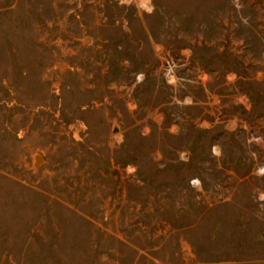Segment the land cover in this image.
I'll return each mask as SVG.
<instances>
[{
	"label": "rangeland",
	"instance_id": "rangeland-1",
	"mask_svg": "<svg viewBox=\"0 0 264 264\" xmlns=\"http://www.w3.org/2000/svg\"><path fill=\"white\" fill-rule=\"evenodd\" d=\"M0 264H264V0H0Z\"/></svg>",
	"mask_w": 264,
	"mask_h": 264
},
{
	"label": "bare ground",
	"instance_id": "bare-ground-1",
	"mask_svg": "<svg viewBox=\"0 0 264 264\" xmlns=\"http://www.w3.org/2000/svg\"><path fill=\"white\" fill-rule=\"evenodd\" d=\"M40 161V158L38 157V162Z\"/></svg>",
	"mask_w": 264,
	"mask_h": 264
},
{
	"label": "clouds",
	"instance_id": "clouds-1",
	"mask_svg": "<svg viewBox=\"0 0 264 264\" xmlns=\"http://www.w3.org/2000/svg\"><path fill=\"white\" fill-rule=\"evenodd\" d=\"M149 11H151L152 9H148Z\"/></svg>",
	"mask_w": 264,
	"mask_h": 264
}]
</instances>
